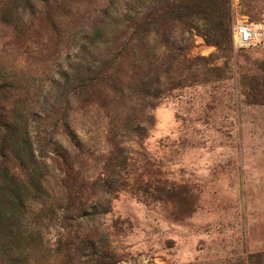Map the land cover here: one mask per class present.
Returning a JSON list of instances; mask_svg holds the SVG:
<instances>
[{"label": "rangeland", "instance_id": "1", "mask_svg": "<svg viewBox=\"0 0 264 264\" xmlns=\"http://www.w3.org/2000/svg\"><path fill=\"white\" fill-rule=\"evenodd\" d=\"M227 1L224 46L202 17L150 35V107L95 77L147 1L0 0V264H264V46L232 39L264 0Z\"/></svg>", "mask_w": 264, "mask_h": 264}, {"label": "trees", "instance_id": "2", "mask_svg": "<svg viewBox=\"0 0 264 264\" xmlns=\"http://www.w3.org/2000/svg\"><path fill=\"white\" fill-rule=\"evenodd\" d=\"M145 1L147 4L142 6V10L145 9V11L141 17L126 16L124 20L116 14L114 18L112 17L113 29L109 40L111 50L108 52L109 60L106 62L110 72L106 74L103 70L104 67H100L95 70V77L100 81L110 82L113 91L122 98H125L128 93L129 96L131 93L144 96L148 99L147 104L151 107L162 95V92L159 91L161 82L159 78L158 82H155L150 78L149 73L143 71L151 70L154 66L153 58L149 61V56L146 53L150 49L148 39L150 35L157 32L160 23L169 25L171 21L178 20L183 21L186 27L192 28V21L202 17L211 24L210 31L203 34L205 41L208 44L221 47L227 43V40H231V33L227 25L230 14L227 0ZM116 3L113 2L112 6L118 13ZM180 50L183 51L184 48H180ZM186 61L185 56L179 59L173 58L172 61H168V70L165 73L169 74L171 70L178 69L181 71L180 77H183L179 81L184 82L185 72L181 67ZM174 65L176 66L174 67ZM128 66L132 68V71ZM134 73L135 75H133ZM168 81L169 85L173 82L170 77ZM2 151L0 150V163L6 161L5 152ZM255 258L264 260V254L257 255Z\"/></svg>", "mask_w": 264, "mask_h": 264}, {"label": "built area", "instance_id": "3", "mask_svg": "<svg viewBox=\"0 0 264 264\" xmlns=\"http://www.w3.org/2000/svg\"><path fill=\"white\" fill-rule=\"evenodd\" d=\"M232 39L239 50L260 48L264 46V24L251 23L238 13L232 26Z\"/></svg>", "mask_w": 264, "mask_h": 264}]
</instances>
